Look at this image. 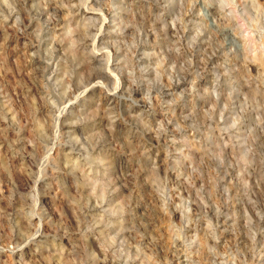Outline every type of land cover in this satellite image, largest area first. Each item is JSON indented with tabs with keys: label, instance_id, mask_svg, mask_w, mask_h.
Masks as SVG:
<instances>
[{
	"label": "rangeland",
	"instance_id": "1",
	"mask_svg": "<svg viewBox=\"0 0 264 264\" xmlns=\"http://www.w3.org/2000/svg\"><path fill=\"white\" fill-rule=\"evenodd\" d=\"M94 1L0 0V264H264V0Z\"/></svg>",
	"mask_w": 264,
	"mask_h": 264
},
{
	"label": "bare ground",
	"instance_id": "2",
	"mask_svg": "<svg viewBox=\"0 0 264 264\" xmlns=\"http://www.w3.org/2000/svg\"><path fill=\"white\" fill-rule=\"evenodd\" d=\"M91 1H92V0H91ZM95 1H96V0H95ZM95 1H94V2H95ZM117 1H118V0H117ZM54 2H55V1H54ZM58 2H59V1H58ZM88 2H89V1H88ZM94 2H92V3H94ZM111 2H112V1H111ZM120 2H121V1H120ZM59 3H61V2H59ZM59 3H58V4H59ZM95 3H96V2H95ZM108 3H110V2H108ZM54 4H57V1H56V3H54ZM58 4H57V5H58ZM64 4H65V3H64ZM64 4L62 3L63 6H64ZM114 4H115V3H114ZM108 5H109V4H108ZM110 5H111V4H110ZM110 5H109V7H111ZM55 6H56V5H55ZM55 6H54V8L52 7V11H53L54 13L59 12L60 10H63V9L61 8L62 6L60 7V9L58 8V6H57V7H55ZM59 6H60V5H59ZM65 7L67 8L68 6L66 5ZM112 7H113V5H112ZM106 8L108 9V7H106ZM113 8H114V7H113ZM111 9H112V8H111ZM111 9H110V10H111ZM120 9H121V8H120ZM70 10H71V9H70ZM115 10H116V8H115ZM107 11H108V10H106V12H107ZM65 12H68V11H65ZM104 12H105V11H104ZM110 12H112V11H110ZM110 12L108 13V16L111 14ZM60 13H61V12H60ZM69 13H70V12H68V14H69ZM98 13H99V12H98ZM102 13H103V11H102ZM102 13H101V16H100V17H103L104 14L102 15ZM112 13H114V12H112ZM66 14H67V13H66ZM80 14H81V13H80ZM82 15H83V14H82ZM105 15H106V14H105ZM113 15H114V14H113ZM113 15L111 14V16H113ZM209 16H210V15H209ZM105 17H106V16H105ZM59 18H60V17H59ZM106 18H107V17H106ZM111 18H112V17H111ZM90 19H91V18H90ZM92 19H93V17H92ZM99 19H100V18H99ZM103 19H104V18H103ZM103 19H102V20H103ZM106 20H107V19H106ZM109 20H110V19H109ZM98 21H99V20H98ZM110 22H111V21H110ZM110 22H109V23H110ZM104 23H105V22H104ZM104 23H103V24H104ZM113 23H114V22H113ZM100 24H101V23H100ZM107 24H108V23H107ZM118 24H119V23H118ZM118 24H116V25H118ZM97 26H98V25H97ZM104 26H105V24H104ZM104 26H101V29L104 28ZM98 27H99V26H98ZM99 28H100V27H99ZM117 28H118V27H117ZM119 28H120V27H119ZM106 29H107V28H106ZM108 30H109V29H108ZM108 30H107V32H108ZM118 30H119V29H118ZM120 30H121V29H120ZM109 31H110V30H109ZM105 32H106V30H105ZM102 34H103V33H102ZM102 34H101V35L98 34L99 36H97V37H96L97 34L95 35V37L98 39V41H96V42H99L100 45H104V44L102 43V42H103L102 40H103V39L110 38V34H111V33H110V32L107 33V34H108L107 36L103 35L104 37L102 36ZM112 38H113V37H112ZM111 40H112V39H111ZM59 42H60V41H59ZM55 43H56V42H55ZM108 43H109V42H108ZM110 43H111V42H110ZM109 45H110V44H109ZM58 46H59V45H58ZM177 82H178V81H177ZM178 87H179V84L177 83V84H175V86H173V89H172V90H177ZM170 88H171V87H170ZM168 89H169V88H168ZM161 91H162V90H161ZM164 92H165V91H164ZM164 92H163V93H164ZM158 135H159V134H158ZM158 135H157V136H158ZM166 136H167V135H166ZM145 137H146V136H145ZM158 137L161 138L160 136H158ZM162 137H163V136H162ZM164 137H165V136H164ZM164 137H163V138H164ZM147 138H148V137H147ZM165 138H167V137H165ZM149 140H150V139H149ZM165 141H166V140H165ZM91 209H92V208H91ZM37 238H38V237H37ZM177 259H180V257H178ZM180 262H182V261H180Z\"/></svg>",
	"mask_w": 264,
	"mask_h": 264
}]
</instances>
